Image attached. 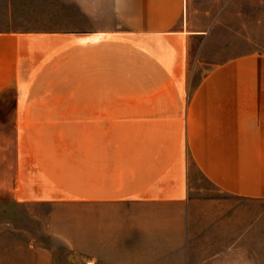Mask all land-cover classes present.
Wrapping results in <instances>:
<instances>
[{"label":"crops","instance_id":"0c3cea01","mask_svg":"<svg viewBox=\"0 0 264 264\" xmlns=\"http://www.w3.org/2000/svg\"><path fill=\"white\" fill-rule=\"evenodd\" d=\"M110 11L99 30H0L59 44L31 78L84 80L65 87L79 98L0 99V198L83 206L84 264H264V0ZM191 170L221 196H191ZM3 240L0 264H50Z\"/></svg>","mask_w":264,"mask_h":264},{"label":"rangeland","instance_id":"374dc122","mask_svg":"<svg viewBox=\"0 0 264 264\" xmlns=\"http://www.w3.org/2000/svg\"><path fill=\"white\" fill-rule=\"evenodd\" d=\"M12 5V18L8 20V3ZM37 8L41 19L37 20ZM114 24L110 0H0V30L9 27H60L62 30H99ZM261 34V33H260ZM262 36V35H261ZM261 38V37H259ZM264 38V36H262ZM59 44L14 41L0 43V99H62L79 98L69 95L70 79L83 83V76L69 77L53 74L31 78L37 65L32 57H43ZM11 51H10V50ZM196 77H193L194 80ZM30 79H35L32 91L27 92ZM22 86L23 91H15ZM191 196L219 198L221 195L197 172L191 170ZM53 212L52 215H49ZM10 228L13 235L0 233V242L30 243L50 248L39 257L50 264H84L83 233L84 208L76 205L18 204L7 196L0 198V229ZM77 248L78 250H73ZM30 259L32 253H29ZM46 263V262H45Z\"/></svg>","mask_w":264,"mask_h":264}]
</instances>
